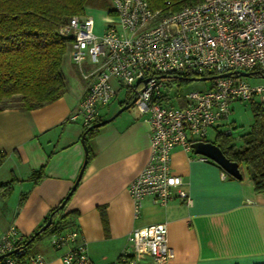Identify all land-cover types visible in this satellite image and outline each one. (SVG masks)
Masks as SVG:
<instances>
[{
  "label": "built area",
  "instance_id": "obj_1",
  "mask_svg": "<svg viewBox=\"0 0 264 264\" xmlns=\"http://www.w3.org/2000/svg\"><path fill=\"white\" fill-rule=\"evenodd\" d=\"M111 2L117 19L102 33L94 32V19L86 15H73L58 29L68 39L67 53L86 82L67 120L91 125L102 107L116 98V88H126L150 127L149 156L128 186L134 214L146 198L160 206L175 197L189 203L181 176L171 173L173 149L192 151L191 143L206 141L212 129L231 134L233 102L264 107V84H251L240 75L264 76V0H201L164 13L152 10L146 0ZM227 72L229 76L208 80L202 91L171 94L175 87L167 85V75L194 78ZM220 176L228 174L221 169ZM167 233L166 223L133 228L125 250L110 264H139L147 258L166 263L172 257ZM27 238L13 224L2 231L0 264H46L43 254L26 246ZM49 243L63 249V264H94L78 228L50 234Z\"/></svg>",
  "mask_w": 264,
  "mask_h": 264
},
{
  "label": "crops",
  "instance_id": "obj_2",
  "mask_svg": "<svg viewBox=\"0 0 264 264\" xmlns=\"http://www.w3.org/2000/svg\"><path fill=\"white\" fill-rule=\"evenodd\" d=\"M61 71L65 92L60 98L28 110L0 109V154H5L0 183L18 181L9 196L0 195V233L13 224L23 234H32L67 194L83 163V129L67 117L77 109L86 82L68 54ZM107 116L108 111L100 114ZM149 136L146 115L120 113L90 141L93 157L64 213L77 212L73 222L94 264L113 262L125 250L133 228L155 223L167 224L172 249V257L163 264H264V192L255 191L248 175L222 179L217 164L180 146L172 151L171 173L181 176L190 202L175 197L160 206L146 198L134 214L128 186L149 156ZM42 166L44 177L27 181ZM35 252L44 255L46 264H63V249L55 250L50 243L38 245ZM139 264L159 263L147 258Z\"/></svg>",
  "mask_w": 264,
  "mask_h": 264
},
{
  "label": "trees",
  "instance_id": "obj_3",
  "mask_svg": "<svg viewBox=\"0 0 264 264\" xmlns=\"http://www.w3.org/2000/svg\"><path fill=\"white\" fill-rule=\"evenodd\" d=\"M89 1L0 0V109L16 106L28 110L52 102L63 95L65 79L61 71V63L67 52L68 39L60 36L58 29L73 15L84 14ZM146 1L152 10L164 13L168 10H179L185 5L201 0ZM166 1L170 4L166 5ZM166 78L167 85L169 87L173 85L177 95L182 93L183 83L193 80L192 77L174 75H167ZM133 98L134 95L129 92L126 99L119 103V107L124 103L130 104ZM251 111L253 121L249 130L241 136L240 148L236 149L231 141L233 132L225 134L223 131H216L215 140L212 143L216 144L231 161L238 163L242 175L245 168L255 191L264 192V107L251 102ZM105 118L99 117L97 121ZM102 126L94 127L85 134L84 141L88 149L87 162L93 157L90 141ZM87 127L83 128V132ZM4 158L5 154L1 153L0 163ZM43 177L44 166L32 171L27 181L36 183ZM17 182L15 178H12L0 183V195L9 196ZM23 197H20L19 205L22 204ZM69 198L64 204L61 199L49 210L44 222L28 236L25 242L27 247L45 233L50 235L66 227L77 228L73 222L77 212L64 213V207ZM100 214L106 228L104 207L100 208ZM50 215L52 216L50 226L39 234H35Z\"/></svg>",
  "mask_w": 264,
  "mask_h": 264
},
{
  "label": "rangeland",
  "instance_id": "obj_4",
  "mask_svg": "<svg viewBox=\"0 0 264 264\" xmlns=\"http://www.w3.org/2000/svg\"><path fill=\"white\" fill-rule=\"evenodd\" d=\"M86 16H91L94 19V32L96 34H100L103 31V28L108 24H113L116 22L117 16L112 11V2L111 0H90L87 3V7L84 11ZM68 53L66 52L64 56ZM248 82L251 84L262 83L264 84V76H250L245 77ZM210 82L208 80L200 81V80H191L186 83H183L181 86L182 93H188L191 91H202L208 88ZM117 96L116 98L110 102L108 105L102 107V112L108 111V116H111L115 111L119 109L118 105L121 101H124L128 95V91L126 88L117 87ZM176 93L175 89L171 91V94ZM176 104V102H173ZM231 116L230 120L234 123V129L232 130L231 141L235 145V148L238 149L241 147V136L249 130L250 124L253 121V114L251 111V103L244 101H237L231 104ZM124 115H130L134 117H138L141 113L138 112L135 106L131 105L128 109L122 111ZM145 115V114H141ZM107 116V117H108ZM76 124L81 126L80 121H77ZM212 142L215 140V132L214 130H209L207 139ZM243 175L247 176V172L245 168H243ZM47 246L49 245V235L43 234L38 239L31 242L28 246L30 251L35 252L38 245Z\"/></svg>",
  "mask_w": 264,
  "mask_h": 264
},
{
  "label": "water",
  "instance_id": "obj_5",
  "mask_svg": "<svg viewBox=\"0 0 264 264\" xmlns=\"http://www.w3.org/2000/svg\"><path fill=\"white\" fill-rule=\"evenodd\" d=\"M230 73H223L219 75H214V76H204V77H194L193 80H200V81H205V80H211L214 77H225L229 76ZM241 76L244 77H250L253 75L252 72H241ZM133 101L130 104L124 103L117 111H115L111 116L103 119L96 121L89 125L87 129L81 134L80 141L83 145L84 149V160L81 165V168L78 172V175L73 183V185L70 187L69 191L65 195L64 199L62 200V204L66 202V200L69 198L72 190H74L82 176V173L86 167L87 164V154H88V149L87 146L85 145V134L88 130L94 128V127H99L102 126L110 121H112L117 115H119L122 111L125 109H128L132 105ZM191 148L192 152L196 155L204 156L207 157L209 160L217 164L222 170H224L229 176L241 180L242 179V173L240 171L239 165L235 161H231L223 152L222 150L214 143L210 141H194L191 143ZM52 222V216L50 215L46 222L35 232V234H39L40 232L44 231L47 229ZM9 254V253H8Z\"/></svg>",
  "mask_w": 264,
  "mask_h": 264
}]
</instances>
